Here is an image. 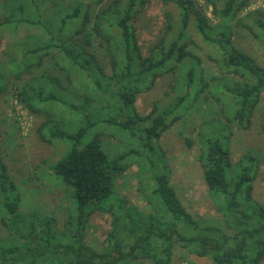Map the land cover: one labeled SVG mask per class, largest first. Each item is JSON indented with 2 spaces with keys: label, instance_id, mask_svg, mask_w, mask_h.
Instances as JSON below:
<instances>
[{
  "label": "trees",
  "instance_id": "trees-1",
  "mask_svg": "<svg viewBox=\"0 0 264 264\" xmlns=\"http://www.w3.org/2000/svg\"><path fill=\"white\" fill-rule=\"evenodd\" d=\"M150 1L89 0L83 5L81 0H42L65 6L63 15L47 18L32 0H3L0 47L5 34L14 36L22 28L41 29L42 41L33 47L6 46L0 95L15 97L41 120L36 133L42 142L70 143L68 153L50 169L71 190V213L62 233L53 217L20 213L21 196L0 148V227L6 232L0 234V264H171L177 247L209 258L210 264L263 262L264 206L254 200L253 191L257 177H264V161L246 152L233 163L231 142L236 132L250 128L264 93V67L236 46L233 29L243 28L264 47V11L242 16L252 0H200L204 6L197 0H163L178 9L180 30L169 40V26L144 56L132 20ZM32 12L39 13L37 19ZM191 20L201 40L213 47L209 61L217 75L205 76L201 58L191 50ZM29 38L35 36H25ZM84 67L89 69L88 96ZM167 74L180 75L171 87L174 103L156 104L141 116L135 106L139 95L149 93ZM44 82L63 96L40 89ZM204 107H219L220 114L201 122L196 134L197 160L219 214L207 220L185 208L158 148L165 132L194 108L204 113ZM105 126L127 133L135 143L109 155L102 149ZM185 145L192 149L194 142L186 139ZM133 166L147 179V214L114 201L117 179ZM99 210L110 213L112 221L105 245L96 250L83 232L87 219Z\"/></svg>",
  "mask_w": 264,
  "mask_h": 264
},
{
  "label": "rangeland",
  "instance_id": "rangeland-1",
  "mask_svg": "<svg viewBox=\"0 0 264 264\" xmlns=\"http://www.w3.org/2000/svg\"><path fill=\"white\" fill-rule=\"evenodd\" d=\"M80 0H70L74 3ZM109 0H104L108 3ZM201 6L204 3L197 0ZM28 2V1H27ZM35 6L43 7V13L47 18L57 17V13L64 14L62 5L54 6L51 2L42 4V0H32ZM83 5H87L89 0H81ZM3 0H0V17L3 16ZM264 11V0H252L249 7L242 16L254 10ZM208 18L212 23L216 19L211 15L210 8H206ZM39 14V13H38ZM31 13L37 19L38 15ZM180 17L176 6L172 2L163 0H152L143 9L137 10L133 16L132 27L136 30L138 45L143 55H148L149 51L164 38L170 26L171 34L169 40L180 30ZM233 26V24H232ZM235 44L238 48L253 57L264 67V47L244 31L241 27H235ZM26 35L35 36V39H25ZM41 29L22 28L14 36L7 33L4 36L3 45L0 47V79L6 76V58L1 54L7 51L6 46L23 45L25 47L37 46L41 43ZM188 38L194 42L191 50L202 60V69L205 76H213L219 73L216 66L209 61L213 47L201 40L196 32V26L191 20L187 29ZM23 39V41H19ZM105 72H108L106 61L101 60ZM83 87L85 94L90 88L86 83V74L89 69L84 67ZM179 74H167L160 78L156 86L146 94L139 95L135 106L141 116L151 113L153 106L157 104L159 108L174 103L175 94L171 87ZM13 81V80H12ZM42 87V85H40ZM44 87V88H43ZM43 91L63 96L59 88L50 83L44 82ZM89 91V90H88ZM168 94V95H166ZM88 96V95H87ZM167 96V97H166ZM174 99V100H173ZM95 104H92L94 107ZM98 106V105H97ZM200 109L194 108L190 115L183 121L177 123L169 131L165 132L158 143L160 149L159 156L165 166L171 172V183L175 188L178 197L185 208L194 216L201 219L218 217L216 206L207 191L203 180V172L197 160L199 147L197 145L196 134L201 122L207 120H217L220 114L219 107L210 109L209 107ZM16 111L18 115L16 114ZM41 120L33 115L21 114L12 102L9 94L0 95V148L2 160L7 166L9 175L18 188L21 196L20 213H28L41 217H53L56 219L55 228L58 232H66L65 222L71 213V190L66 188L61 180L53 175L51 166L64 157L68 151L70 143L67 141H55L54 144L42 142L36 133ZM216 123V122H215ZM213 125H216V124ZM102 149L109 155L120 152L127 145H133L135 139L131 137V142L127 133L115 132L106 126L103 130ZM89 135L84 137L83 143L87 141ZM194 142L192 149H187L185 140ZM132 143V144H131ZM246 152L264 161V93L261 104L254 115L252 125L243 132H236L231 142V157L233 163ZM110 156V157H111ZM157 159V157H155ZM54 182V183H53ZM146 176L139 170L138 166L131 167L125 174L116 181V199L121 202L125 209H134L144 214L150 213L151 208L146 203L144 195L147 193ZM67 191V194L65 191ZM254 200L264 206V177H257L254 182ZM112 217L110 213L99 210L93 213L86 221L84 227V238L96 250H101L105 245L108 232L111 230ZM6 232L0 227V234ZM58 233V235L60 234ZM142 264H150L144 262ZM171 264H210L209 258H198L187 251L175 249ZM261 264H264V260Z\"/></svg>",
  "mask_w": 264,
  "mask_h": 264
},
{
  "label": "built area",
  "instance_id": "built-area-1",
  "mask_svg": "<svg viewBox=\"0 0 264 264\" xmlns=\"http://www.w3.org/2000/svg\"><path fill=\"white\" fill-rule=\"evenodd\" d=\"M11 99H12V102L14 103L16 109L21 113V114H24V115H27L29 117V113L28 111L17 101V99L15 97H12L11 96ZM16 114L18 115L17 111H16ZM19 116V115H18Z\"/></svg>",
  "mask_w": 264,
  "mask_h": 264
}]
</instances>
